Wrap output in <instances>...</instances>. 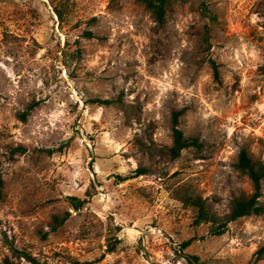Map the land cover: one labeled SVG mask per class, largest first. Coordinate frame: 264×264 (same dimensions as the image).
Wrapping results in <instances>:
<instances>
[{
  "label": "rangeland",
  "instance_id": "1",
  "mask_svg": "<svg viewBox=\"0 0 264 264\" xmlns=\"http://www.w3.org/2000/svg\"><path fill=\"white\" fill-rule=\"evenodd\" d=\"M181 109L203 149L172 160ZM242 148L264 163V0L177 1L163 27L138 0H0V264H31L12 247L41 264H264V214L215 236L185 203L223 219L251 194Z\"/></svg>",
  "mask_w": 264,
  "mask_h": 264
},
{
  "label": "trees",
  "instance_id": "2",
  "mask_svg": "<svg viewBox=\"0 0 264 264\" xmlns=\"http://www.w3.org/2000/svg\"><path fill=\"white\" fill-rule=\"evenodd\" d=\"M141 2L148 10H150L155 18V21L159 27H163L167 21L168 10L174 2L182 1L186 2L188 0H138ZM59 13V12H58ZM61 16V13H59ZM86 37L92 38L93 34L90 31L85 32ZM80 53L79 50H77ZM212 66L214 68L216 78L219 77V70L215 62L212 61ZM95 102L100 103V105H111L114 103L110 99H100L97 98ZM124 108L123 106H121ZM34 109V106H29L25 112L20 114V118L23 121L28 119L30 112ZM185 113L184 109L174 111L172 114V145L164 148L162 153L168 155L170 159L176 160L181 156L182 151L186 149L194 148L198 152L202 151L203 144L198 137H188L185 135L183 130L180 128V117ZM235 168L244 176L248 177L252 183L253 191L249 195H241L233 199L229 213L225 218H220L211 208L207 205L206 201L199 196H188L185 199V203L195 208L196 216L193 221L194 226H200L202 224L210 225V231L212 235L220 236L225 232V227L228 222L235 221L239 218L252 216V215H263L264 214V203L261 202L262 189L264 184V163L262 161L254 160L247 148H242L237 162L235 163ZM147 173V169L143 167H138L129 176L122 177L120 179L127 180L129 178H136ZM3 178L0 173V199L3 196ZM73 204L76 208H80L83 204V200L77 197H73ZM67 220V216H55L53 225V230H56L60 225H62ZM195 238H191L182 244L184 249L188 248L193 244ZM12 252L14 257L19 259H25L31 264H41L38 259L18 248L12 247ZM110 252L114 249H110ZM263 250H260L257 254L258 261L263 259ZM196 261L199 260L198 256H192ZM87 262L79 263L86 264ZM4 264H19L11 261L9 258L4 260ZM256 264V263H255Z\"/></svg>",
  "mask_w": 264,
  "mask_h": 264
}]
</instances>
